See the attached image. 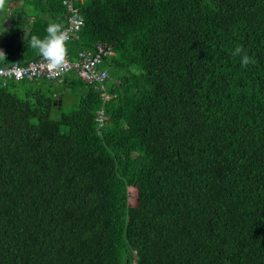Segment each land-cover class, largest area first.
I'll return each instance as SVG.
<instances>
[{"label":"trees","instance_id":"1","mask_svg":"<svg viewBox=\"0 0 264 264\" xmlns=\"http://www.w3.org/2000/svg\"><path fill=\"white\" fill-rule=\"evenodd\" d=\"M61 2L34 6L62 26ZM73 4L66 47L112 46L107 100L0 79V264H264V0Z\"/></svg>","mask_w":264,"mask_h":264},{"label":"built area","instance_id":"2","mask_svg":"<svg viewBox=\"0 0 264 264\" xmlns=\"http://www.w3.org/2000/svg\"><path fill=\"white\" fill-rule=\"evenodd\" d=\"M77 1L80 5L85 0H62V5L65 7L66 16L65 24L62 27L68 35L69 42L72 36H76L83 25V18L79 10L74 6ZM95 52L79 53L75 59H70L67 53L66 63L57 69H49L46 61L39 55L28 62H15L10 65L0 66V79H10L14 81H54L65 75L72 73L83 84L96 85L98 90H103V101L107 100L104 93V82L107 79L108 73L104 59L113 55L112 46L97 43L95 44ZM102 111L97 113L98 125H102Z\"/></svg>","mask_w":264,"mask_h":264},{"label":"crops","instance_id":"3","mask_svg":"<svg viewBox=\"0 0 264 264\" xmlns=\"http://www.w3.org/2000/svg\"><path fill=\"white\" fill-rule=\"evenodd\" d=\"M0 2L4 4L6 3L7 5L6 10L4 11L0 10V12L2 13V15L0 16V20L3 19L2 22H0V29L6 30V31L16 30L18 34L20 35L16 43L10 44L8 43L9 37L8 36L3 37L4 32H0V50H2L4 54L8 56V58L13 60L14 61L13 63L21 62L19 61L20 57L27 58V62L28 60L36 58L37 57L36 55L39 54V53L36 54V51L38 52V50L32 48L31 46H26L25 45L26 41L24 39H27V38L30 39V33L34 25L37 23V21L40 22L41 24L50 22L52 20L51 19L52 15L50 16V14L52 13L50 14L48 13L47 18L41 17L40 19L39 17L40 15L38 14L36 16L35 14L31 12L33 8L30 9L31 5L34 7V9H36V7L34 6V4L36 3L35 1L29 2V0H0ZM40 2L41 1L38 0V3ZM41 7H44V6L41 5ZM64 24H65V19H64L63 25ZM26 35L28 36L26 37ZM92 49H88L85 51L81 50V51L72 53L71 50L67 48V53L70 59H75L79 53L91 54V52H93ZM4 65H10V64H6V63L0 64V66H4Z\"/></svg>","mask_w":264,"mask_h":264},{"label":"clouds","instance_id":"4","mask_svg":"<svg viewBox=\"0 0 264 264\" xmlns=\"http://www.w3.org/2000/svg\"><path fill=\"white\" fill-rule=\"evenodd\" d=\"M62 27L63 26L58 23L50 22L46 27V36L43 38L36 35L30 37V46L38 50L40 56L46 61L49 69L61 68L66 63V41L69 37L67 33L62 30ZM241 52L242 47L237 45L233 50V55H240ZM0 56H5L2 50H0ZM254 62L255 61L247 54L242 56V65H248Z\"/></svg>","mask_w":264,"mask_h":264},{"label":"rangeland","instance_id":"5","mask_svg":"<svg viewBox=\"0 0 264 264\" xmlns=\"http://www.w3.org/2000/svg\"><path fill=\"white\" fill-rule=\"evenodd\" d=\"M35 1L36 3H38V0H29V2H33ZM42 2V0H40ZM40 2V3H41ZM39 3V4H40ZM7 8V5L6 3H1L0 2V10L4 11L6 10ZM33 10L31 11L33 14H35L36 16L39 14L40 16V19L41 17L42 18H47L48 16V12H47V8H43L41 7V5L37 6L36 9H34V7L31 5L30 6V9ZM2 15V13L0 12V16ZM9 17V16H7ZM3 19L0 20V22H2ZM0 32H4V36H8V43L10 44H13V43H16L17 42V39L20 37V35L18 34V32L16 30H10V31H6V30H1L0 29ZM54 81H47L46 85L47 86H50V85H53V88H54V92H55V95L56 96H62L61 99H62V103H61V109L59 110V112H69L73 107H74V100H75V95L78 94V91H79V87H75L74 90H77V91H70V90H67L65 89L63 86H62V83L61 82H56V83H53ZM21 97V96H20ZM56 113L57 115L59 114ZM128 192H129V204L131 206H134L135 203H136V191L135 189L133 188H129L128 189Z\"/></svg>","mask_w":264,"mask_h":264}]
</instances>
